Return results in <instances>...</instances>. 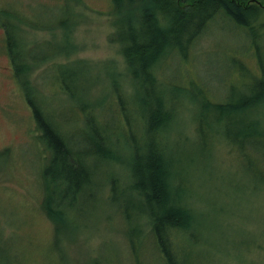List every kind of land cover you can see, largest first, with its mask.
Masks as SVG:
<instances>
[{
	"label": "rangeland",
	"instance_id": "1",
	"mask_svg": "<svg viewBox=\"0 0 264 264\" xmlns=\"http://www.w3.org/2000/svg\"><path fill=\"white\" fill-rule=\"evenodd\" d=\"M110 2L0 0V264H166L149 235L152 233L147 213L137 214L131 208L124 211L122 200L111 202V186L104 189L111 173L105 162L93 163L96 168L92 192L75 196L78 201L74 204H69L70 196L64 203L60 185H52L45 178L44 166L50 157L39 140L41 133L36 128L33 109L22 83L15 77L6 48L2 14L12 10L19 15L15 23L20 41L37 54L27 59L31 64L28 78L35 93L54 114L52 118L70 132L77 121L60 113L71 104L75 106L77 99L72 97L70 102L71 96L60 90L57 79L52 77L58 69L56 64L74 63L84 72L89 68L87 75L95 79L88 82L89 97L108 94L105 99H113L116 87L127 98L136 94L120 45L109 41V34L115 30ZM73 10L77 14L74 20L79 23L67 29L49 28L64 15L75 17ZM233 24L218 16L182 64L187 76L203 81L211 98H226L229 85L247 81V75L239 73L231 63L232 56L237 54L257 73V57L264 64V28L260 27L257 36L259 44H251V36ZM66 34L73 37L78 50L71 55L41 59L39 55L61 49L65 45L62 36ZM255 49H260L257 57ZM175 65L177 69L176 59L171 62L169 79H173ZM110 71L116 73L118 83ZM114 108L109 102L105 112L112 116ZM179 111L176 127H181V132L171 134L175 136L170 139L169 150L196 217L190 232L178 239L181 259L187 264H264V146L245 149L244 154L252 161L251 168L245 170L240 148L226 139L221 128L209 131L205 144L199 139L198 109L193 100L183 97ZM254 115L264 131V101ZM116 169L123 180H128V170L117 164ZM45 196L52 210L63 212L72 230H55L43 210ZM134 215L140 217L141 224L138 232L131 233L128 221H136Z\"/></svg>",
	"mask_w": 264,
	"mask_h": 264
},
{
	"label": "trees",
	"instance_id": "2",
	"mask_svg": "<svg viewBox=\"0 0 264 264\" xmlns=\"http://www.w3.org/2000/svg\"><path fill=\"white\" fill-rule=\"evenodd\" d=\"M110 1L115 30L109 34V41L120 45L136 94L127 98L116 87L113 99H105L108 94H91L89 97L86 93L90 87L88 82L95 80L87 75L89 68L85 73L83 67L74 63L56 64L58 69L52 77L57 79L60 90L71 96L70 102L72 97L77 99L75 106L71 104L60 113L64 118L77 121L70 132L64 131L60 122L52 118L54 114L35 93L28 78L31 64L27 59L37 54L30 52V48L20 41L15 23L19 15L12 10H5L6 13L2 14L5 16L2 23L6 48L15 77L22 83L33 109L36 128L41 133L39 140L50 157L44 166L45 178L52 185H60L63 202L66 203L70 196L69 204H74L78 201L75 196L91 194L96 168L93 163L103 161L111 170L104 188L111 186L108 192L111 202L122 200L121 209L124 211L131 208L137 214L147 213L152 233L149 235L155 240L159 256L166 264H187L180 257L178 239H184L190 232L196 217L187 202L184 181L174 168V155L169 150L170 139L175 136L171 137V134L181 132V127H176L180 100L189 97L196 104L199 139L205 144L206 134L221 128L226 139L240 148L244 168L248 170L252 161L244 154L245 149L264 146V131L254 115L259 103L264 101V64L257 57L260 49H255L258 73L237 54L232 59L230 56L235 69L247 75V81L239 86L229 85L227 97L223 99L208 96L203 81L187 76L182 64L218 16L234 23L241 33L251 36V44H259L257 36L260 27L264 28V4L261 0ZM76 15L74 12L72 19L64 15L59 23L49 28L62 26L67 29L79 23V20L75 21ZM62 39L65 45L61 49L57 47L39 55L41 59L71 55L78 50L71 35L66 34ZM175 59L178 67H173V79H169L170 65ZM110 75L117 80L114 71H110ZM109 102L115 105L112 116L105 112ZM116 164L128 170L129 173L125 174L128 180H123ZM47 185L50 189L49 182ZM44 203L43 210L57 232L72 230V225L64 220L63 212L50 208L46 196ZM134 216L136 221H128L131 233L138 232L141 224L140 217ZM131 240L133 242L132 237Z\"/></svg>",
	"mask_w": 264,
	"mask_h": 264
}]
</instances>
